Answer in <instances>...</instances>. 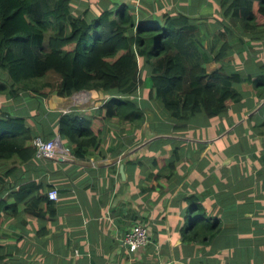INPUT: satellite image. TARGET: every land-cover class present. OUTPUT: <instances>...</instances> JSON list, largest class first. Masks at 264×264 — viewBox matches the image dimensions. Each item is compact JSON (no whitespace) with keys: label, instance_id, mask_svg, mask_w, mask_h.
<instances>
[{"label":"crops","instance_id":"0c3cea01","mask_svg":"<svg viewBox=\"0 0 264 264\" xmlns=\"http://www.w3.org/2000/svg\"><path fill=\"white\" fill-rule=\"evenodd\" d=\"M111 1L101 0L108 5L103 8L127 4L147 17L179 11L202 16L204 27L212 28L218 48L223 40L230 43L224 58L229 73L264 76V32L247 31L242 24L233 23L225 15L223 0ZM79 7L78 14L88 12ZM92 12L98 15L94 9ZM216 67L215 61L207 65L210 72ZM261 85L257 90L236 83L242 95L227 111L213 118L200 112L193 119L171 115L149 97V85L139 87L138 103L145 121L102 118L100 143L86 157L5 161H14L4 168L8 186L18 189L37 182L40 190L34 195L57 188L58 199L43 217L35 212L44 205L32 201L25 202L18 214H4L0 264H159L161 260L264 264V83ZM90 92L89 105L76 107L73 113L84 119L101 118L100 108L111 96L94 89ZM31 99L34 101L28 97V107ZM40 102L37 117L25 107L26 111L15 109L29 118L36 133L49 139L58 132L62 110L70 107L72 99L52 94ZM53 112L54 120L50 117ZM192 198L204 207L206 218L222 222V230L208 243L184 239L193 228L188 218ZM28 204L35 210L27 211ZM138 223L148 228L151 242L132 249L123 237Z\"/></svg>","mask_w":264,"mask_h":264},{"label":"trees","instance_id":"16d2710c","mask_svg":"<svg viewBox=\"0 0 264 264\" xmlns=\"http://www.w3.org/2000/svg\"><path fill=\"white\" fill-rule=\"evenodd\" d=\"M118 7L98 15L78 14L73 0H0V159L27 162L36 156L33 139L39 134L24 113L5 106L23 94L34 98L29 108L35 117L40 100L52 94L69 97L94 89L111 96L100 108L101 118L75 113L59 118L64 142L76 156L86 157L100 143L102 118L145 121L139 87L149 85L150 98L184 119L200 112L213 118L227 111L242 95L236 83L263 88L264 76L243 77L225 69L230 43L223 40L218 48L202 16L179 11L147 17L130 5ZM223 7L244 30L264 32V0H223ZM210 61L217 64L213 72L207 69ZM15 189L0 173V223L4 214H18L31 201L44 205L35 212L39 217L54 209L48 194L34 195L40 190L37 182ZM190 201L193 228L184 239L208 243L222 230V222L206 218L204 207L195 198ZM29 210L35 209L28 204Z\"/></svg>","mask_w":264,"mask_h":264},{"label":"built area","instance_id":"2783aa9c","mask_svg":"<svg viewBox=\"0 0 264 264\" xmlns=\"http://www.w3.org/2000/svg\"><path fill=\"white\" fill-rule=\"evenodd\" d=\"M72 103L70 107L64 109V113H71L73 109L86 105L91 100V92L88 89L78 91L70 96ZM109 99V98H108ZM33 145L36 149V156L42 160L53 159L58 161H72L77 157L70 146H68L57 132L53 137L46 139L41 135H37L33 139ZM52 200L58 199V189L52 188L48 191ZM124 242L132 249H140L147 246L151 242V235L148 228L143 224H135L131 229L126 231ZM174 260H161L159 264H174ZM131 264V263H126Z\"/></svg>","mask_w":264,"mask_h":264},{"label":"rangeland","instance_id":"374dc122","mask_svg":"<svg viewBox=\"0 0 264 264\" xmlns=\"http://www.w3.org/2000/svg\"><path fill=\"white\" fill-rule=\"evenodd\" d=\"M76 2L74 3V8H75V10H77V9H79L80 10V7L79 6H84V8L85 9H87L89 12H91L92 11V9H94L96 12H97V14H100L101 12H103L104 10H106L107 8H103V7H108V5L107 4H104V3H101V0H75ZM110 3H112V1L111 0H108ZM77 7V8H76ZM122 7V6H121ZM119 8V7H118ZM28 94V93H27ZM27 94H23L22 96L23 97H21V98H19V99H17V100H14V103L12 104V105H8V104H6V101L5 102H3V105H5V106H8L9 108H11L12 109V107H10V106H13V110H16L15 108H19V111L21 112V111H23V108L25 107V108H27V110L28 111H30L31 110V108L30 109H28L29 107H28V102H29V100H28V96H27ZM90 103V102H89ZM89 103H87L86 105H89ZM62 111H64V110H62ZM64 113V112H63ZM62 113V114H63ZM190 119H193V118H190ZM31 121V120H30ZM29 124V123H28ZM156 124H158V125H160V126H163V127H165V123H156ZM167 127H169V126H171V122H169V123H167V125H166ZM178 127H180V129L182 128L181 126H178ZM13 164L14 163V161H8V162H6V163H4V160L3 159H0V169L2 170V173H5V171H4V168H5V165L6 164Z\"/></svg>","mask_w":264,"mask_h":264},{"label":"clouds","instance_id":"9594fccd","mask_svg":"<svg viewBox=\"0 0 264 264\" xmlns=\"http://www.w3.org/2000/svg\"><path fill=\"white\" fill-rule=\"evenodd\" d=\"M109 99H110V97H109ZM71 113H73V112H71ZM34 146V145H33Z\"/></svg>","mask_w":264,"mask_h":264}]
</instances>
